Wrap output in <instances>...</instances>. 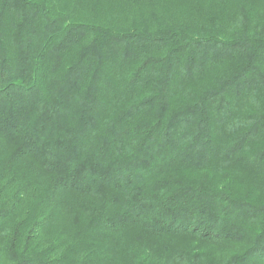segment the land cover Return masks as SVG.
<instances>
[{"label":"trees","instance_id":"1","mask_svg":"<svg viewBox=\"0 0 264 264\" xmlns=\"http://www.w3.org/2000/svg\"><path fill=\"white\" fill-rule=\"evenodd\" d=\"M101 1L0 0V264H264V0Z\"/></svg>","mask_w":264,"mask_h":264},{"label":"rangeland","instance_id":"2","mask_svg":"<svg viewBox=\"0 0 264 264\" xmlns=\"http://www.w3.org/2000/svg\"><path fill=\"white\" fill-rule=\"evenodd\" d=\"M121 0H102L100 3V6L103 7H107V6H111V4L117 3ZM154 4L155 6H161V5H166V6H170L172 8H181V10L186 11L187 10V6H189V3L186 0H154ZM121 6V3H120ZM181 6V7H179ZM229 179L226 180V182L228 183V186H230L232 189L237 190L242 192V187H241V177L236 174V173H232L228 175Z\"/></svg>","mask_w":264,"mask_h":264}]
</instances>
